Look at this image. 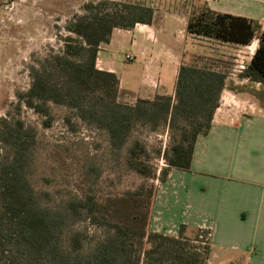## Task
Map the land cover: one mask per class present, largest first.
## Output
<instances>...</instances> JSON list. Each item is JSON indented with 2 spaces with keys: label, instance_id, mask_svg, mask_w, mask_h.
Wrapping results in <instances>:
<instances>
[{
  "label": "trees",
  "instance_id": "1",
  "mask_svg": "<svg viewBox=\"0 0 264 264\" xmlns=\"http://www.w3.org/2000/svg\"><path fill=\"white\" fill-rule=\"evenodd\" d=\"M153 15L151 6L138 2L86 1L82 12L64 25L60 47L31 59L27 88L16 91V101L0 116V264H207V230L180 224L177 235H170L149 229L154 180L165 181L171 168L189 169L195 140L208 132L224 88L248 91L264 107V23L214 10L202 1L189 10L185 26L189 34L223 43L248 45L255 39L237 76L258 83L259 89L235 85L225 71L206 63L185 61L179 63L173 96L121 101L116 74L96 66L98 48L109 41L113 28L151 24ZM54 106L103 130L116 161L144 181L119 194H87L52 207L50 192L35 190L31 182L38 131L20 116V109H31L48 127ZM163 128L169 144L151 154L135 131ZM156 157L164 161L159 168ZM79 219L103 235L94 238L72 229Z\"/></svg>",
  "mask_w": 264,
  "mask_h": 264
},
{
  "label": "rangeland",
  "instance_id": "2",
  "mask_svg": "<svg viewBox=\"0 0 264 264\" xmlns=\"http://www.w3.org/2000/svg\"><path fill=\"white\" fill-rule=\"evenodd\" d=\"M86 1L89 0H0V116L16 101V91L27 88L28 64L31 59L48 49L60 47L59 37L66 34L64 25L74 13L82 12V5ZM122 1L151 6L156 10L155 19L159 22L164 15L172 14L171 19L175 20V38L169 41L171 44L176 43V48L181 50L180 62L206 63L209 67L225 71L228 81L235 85H251L250 87L259 89L258 83L250 84L237 76L253 53L255 39L248 45H235L189 34L185 30L186 12L201 6L204 0ZM212 2L220 11L256 18L264 23V0ZM173 24L168 26L173 27ZM199 56L203 58L199 59ZM240 93L246 99L237 100L236 103L224 99L223 105L227 108L233 105L239 111L256 112L261 109L264 112V107L248 91ZM53 115L50 126L44 127L39 115L25 107L20 109V116L36 126L38 131L31 182L35 190L50 192L52 207H58L67 198H79L87 194L96 197L119 194L136 188L144 181L141 176L125 169L122 163L116 161L103 130L81 122L63 107L54 106ZM135 134L142 138L151 154L155 153V149L162 150L169 144L166 128L156 132L137 129ZM153 160L158 168L164 165L162 157ZM162 190L163 188L156 187L157 198L153 200V204L155 201L156 204L151 215V229L158 228L161 221L157 202ZM70 227L85 231L94 238L103 235L101 229L85 219L74 220ZM165 233L172 234L173 230ZM188 234L191 232L188 231ZM216 252L218 254L220 251L217 249ZM219 261V257L212 258L213 264H220Z\"/></svg>",
  "mask_w": 264,
  "mask_h": 264
},
{
  "label": "crops",
  "instance_id": "3",
  "mask_svg": "<svg viewBox=\"0 0 264 264\" xmlns=\"http://www.w3.org/2000/svg\"><path fill=\"white\" fill-rule=\"evenodd\" d=\"M204 1L220 11L212 0ZM153 10L151 24L115 27L98 48L96 66L116 74L121 101L174 94L181 56L169 41L175 38V20L169 13L159 22ZM224 99L246 98L222 90L208 132L195 140L189 169L171 168L161 182V221L153 229L176 232L185 224L207 230V264L216 257L220 264H264V112L227 108Z\"/></svg>",
  "mask_w": 264,
  "mask_h": 264
},
{
  "label": "built area",
  "instance_id": "4",
  "mask_svg": "<svg viewBox=\"0 0 264 264\" xmlns=\"http://www.w3.org/2000/svg\"><path fill=\"white\" fill-rule=\"evenodd\" d=\"M126 57H127L128 59H132V55H131V54L126 55ZM154 182H155V184H156V185H155L156 187L161 188V185H162L161 182H162V181H160V180H158V179H155ZM155 198H157V195L154 197V199H155ZM149 229L152 230V231H157L156 229H158V228H156V229H151V228H150V225H149ZM157 232H159V231H157ZM167 232H171V231L168 230ZM176 232H177V231H176ZM176 232L173 231L172 234H170V233H166V234L177 235ZM163 233H164V232H163Z\"/></svg>",
  "mask_w": 264,
  "mask_h": 264
}]
</instances>
